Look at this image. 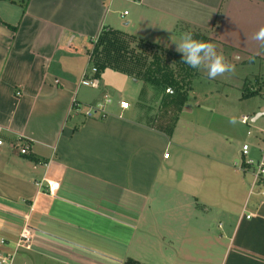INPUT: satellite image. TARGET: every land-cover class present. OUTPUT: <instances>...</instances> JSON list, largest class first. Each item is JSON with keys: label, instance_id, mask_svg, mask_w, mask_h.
Instances as JSON below:
<instances>
[{"label": "crops", "instance_id": "0c3cea01", "mask_svg": "<svg viewBox=\"0 0 264 264\" xmlns=\"http://www.w3.org/2000/svg\"><path fill=\"white\" fill-rule=\"evenodd\" d=\"M261 28L263 0H27L24 6L1 0L0 257L10 256L4 264H264V176L253 186V166L240 154L246 144V158L264 162V106L249 115L252 126L240 143L229 138L236 132L177 140L156 128L157 116L149 113L152 94L156 109L173 106L164 92L156 95L141 76L108 68L93 77L89 66L105 29L181 57L183 34H200L225 52L227 63L244 64L264 60V41L253 39ZM82 78L96 85H81ZM203 79L207 86L218 81ZM184 90L195 92L192 85ZM192 99L193 108L220 113ZM96 104L101 115H83V107ZM221 115L247 123L240 121L246 114ZM45 182H57V189L47 193ZM25 226L28 247H16ZM144 242L141 254L137 244Z\"/></svg>", "mask_w": 264, "mask_h": 264}, {"label": "rangeland", "instance_id": "374dc122", "mask_svg": "<svg viewBox=\"0 0 264 264\" xmlns=\"http://www.w3.org/2000/svg\"><path fill=\"white\" fill-rule=\"evenodd\" d=\"M14 1L22 3V0ZM122 40L126 45L118 52L117 55L113 54V65L119 67L118 69H115L118 72L124 74V70L127 71L129 74L128 76L139 78L143 72L149 73L150 75L155 74L156 77H159L158 74H161L162 72L160 71L161 73L159 72L157 74L155 71H157L156 69H159L157 66L162 65L165 66L162 70L170 72L173 78H179L178 80H182L181 87L187 88L188 85L194 86L195 92H186L185 105L187 106L185 109L188 108V110L181 112L179 117L176 106L174 105L172 107L169 106L170 108L166 109H156L155 106H157V99L152 98L153 94L150 92L152 95H149L148 98L150 99L152 96V100H150L149 104H152L153 107L149 113L151 112V116H157V119L153 123L156 128L168 133L169 135L173 134L172 138L174 137V139H186L189 141H194L197 136L202 137V139L208 137L210 141L211 133L217 139L219 136L223 137L218 133L236 132L237 134L230 133L229 138L233 137V140H236L237 142L239 141V143L241 142L242 138H244V129L247 131L252 126L249 115L252 111H255L258 106H264V60L252 58V62L244 64L235 63L233 60H230L228 63L235 66V71L233 73H225L220 76L218 75L214 78H218L217 83L215 81H210L207 86L206 82L202 81H205L203 78L205 75H208V70L206 68H191L184 63L183 60L179 59V56L163 50L158 51L153 46L142 43L130 36H122ZM217 53H223V55H225V52L221 49L217 51ZM149 63L151 64L150 66L148 65ZM89 66H91V62ZM191 69L196 70L198 74H192ZM125 75L127 74L125 73ZM243 79H245V81H243ZM198 81L200 86L203 88H198ZM243 82H245L243 89L247 86L250 90H256L255 92L252 91L253 93L245 98H241L240 94L242 92H247L249 89H245L246 91L242 90L241 85ZM204 85L206 88L212 90V92H205ZM229 85H234L236 88H232ZM214 90H218V92H215ZM157 92L159 95V91L153 93L157 95ZM164 93L169 95L167 92ZM193 96L197 98V102H199L200 107L206 106L214 110L216 106V111L220 113L203 112V110L199 111L195 107L193 108L192 104L188 102L189 100L193 101ZM82 111H84V107ZM154 111L155 113L153 115L152 112ZM221 113H228L229 115L235 116L239 114H246L248 120L244 125L229 123L230 120H225ZM214 128V132L206 131L207 129L211 130ZM224 134L227 135V133ZM228 142H230V144ZM233 143L235 142L233 141ZM223 145L227 149V152H229L231 150V146H233L229 139L225 144L223 143ZM260 190L261 188H255L254 191ZM125 232L129 234V230L125 229ZM137 245L141 249V254H143L142 251L145 248L148 249V243L146 242H144L143 245L142 243ZM132 249L134 253L138 252V249L135 247ZM144 256L145 260L150 261L151 256L148 254H144Z\"/></svg>", "mask_w": 264, "mask_h": 264}, {"label": "trees", "instance_id": "16d2710c", "mask_svg": "<svg viewBox=\"0 0 264 264\" xmlns=\"http://www.w3.org/2000/svg\"><path fill=\"white\" fill-rule=\"evenodd\" d=\"M7 1L24 6L27 0H22V3L21 2L17 3L14 0H7ZM7 27L10 30H14L13 26L7 25ZM192 35L194 39L206 42V38L203 37L202 35L200 34H192ZM122 36H125V35L119 31L111 30V29L102 30L97 35L96 40L93 43L92 48L89 53L91 66L95 69L93 73V77H97L98 74L105 68L117 71L115 69H118L119 67L113 65V59H114L113 54L117 55L118 52L121 49H123L124 46L126 45L125 42L122 40ZM178 58L182 60L181 56H179ZM148 65L150 66L151 64L149 63ZM157 67L159 69H156L157 71L155 72H157V74L160 71L162 72V73L160 72L161 74H158L159 77H156L155 74L150 75L149 73L143 72L141 74V79L145 82L150 83L153 87H155L156 91H159L162 93L165 92V88L167 87L170 88L171 94L169 95L166 94L163 100L166 101L165 102L166 104L176 106V110L178 112L180 109V105L185 101V97H186V92L184 88L181 87L182 80H178L179 78L175 79L173 78L170 72L168 71L165 72L164 70H162L165 68V66L159 65ZM123 72L129 75L127 71L123 70ZM252 93L253 92H247V94L243 97H247L251 95ZM124 264H138V263L128 259L124 262Z\"/></svg>", "mask_w": 264, "mask_h": 264}, {"label": "clouds", "instance_id": "9594fccd", "mask_svg": "<svg viewBox=\"0 0 264 264\" xmlns=\"http://www.w3.org/2000/svg\"><path fill=\"white\" fill-rule=\"evenodd\" d=\"M253 39L264 41V28H261ZM261 46L264 48V45ZM176 50L182 54L183 62L189 67L206 68L210 79L235 71V66L226 62L223 53H217L215 44L196 40L190 32L183 34ZM230 123H235V118L230 120Z\"/></svg>", "mask_w": 264, "mask_h": 264}, {"label": "built area", "instance_id": "2783aa9c", "mask_svg": "<svg viewBox=\"0 0 264 264\" xmlns=\"http://www.w3.org/2000/svg\"><path fill=\"white\" fill-rule=\"evenodd\" d=\"M94 71H95V69L93 67H91L90 68V72L94 73ZM79 83L81 85H84V86L94 87L96 85V80L94 78H92V79L82 78L79 81ZM165 92L170 94L171 90L169 88H166ZM15 95H19V93L15 92ZM104 101L107 102V99L104 98ZM117 105H118V107L120 109H127V107H128V103L125 100H119ZM95 113H99L98 115H101L102 106L100 104H96L95 106H92V107L91 106L87 107L83 111V115L87 116V117H90L91 115H94ZM247 120H248L247 116L240 117V121L242 123H246ZM1 144H2V142L0 140V145ZM26 151H27V146L25 144L21 145L20 148H19V153L20 154H25ZM247 151H248L247 145L246 144H242L240 146V154H241V156L244 157L242 159V162L245 165H252L253 166V170H252V177H253L252 185L255 186L260 181V179L264 176V162H261V161L257 162V161L251 160L249 158H246ZM166 156H167V154L164 153L163 157H166ZM45 183H46L45 187H46L47 193L52 194V192L57 189V186H58L57 182H45ZM36 185H39V184L36 183ZM259 194L262 197H264V190L260 191ZM28 243H29V232H28V228L25 226V227H23L21 229V231L19 233V238H18V241L16 243V247L26 248V247H28ZM9 259H10L9 255H5L3 257H0V264H4Z\"/></svg>", "mask_w": 264, "mask_h": 264}]
</instances>
